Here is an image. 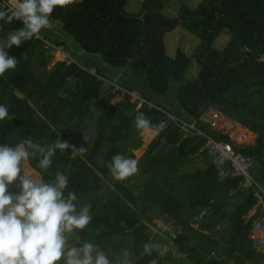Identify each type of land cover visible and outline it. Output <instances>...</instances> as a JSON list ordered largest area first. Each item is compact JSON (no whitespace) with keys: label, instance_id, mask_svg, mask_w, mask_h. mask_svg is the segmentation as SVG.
<instances>
[{"label":"trees","instance_id":"1","mask_svg":"<svg viewBox=\"0 0 264 264\" xmlns=\"http://www.w3.org/2000/svg\"><path fill=\"white\" fill-rule=\"evenodd\" d=\"M127 1L76 0L52 13V22H59L82 52L100 56L111 69L125 70L120 85L98 70L96 75L86 72L91 68L77 62H59L48 69L55 50L45 49L35 37L9 50L18 64L0 78V103L14 118L0 122V143L15 146L32 138L71 145L65 153L57 151L48 174L40 173L35 159L28 162V173L45 180L56 171L69 177V189L78 194L79 202L92 205L94 218L83 238L102 245L114 261L126 249L131 264H264V254L249 238L258 216L246 221L256 204L253 192L241 189L242 179L229 174L227 162L212 163L200 152L203 138L185 136L170 123L171 114L145 95L164 97L176 84V100L189 117L186 122L215 109L255 134V145L238 151L255 158L262 179L264 0H203L195 10L184 5L186 0H176L180 7L174 18L162 13L171 0H141L134 15L124 11ZM22 26L17 20L0 22V41ZM178 27L201 41L192 58L180 50L173 58L166 54L164 37ZM222 34L230 41L219 52L213 44ZM193 60L199 72L186 81ZM71 78L76 86L63 94ZM116 87L127 93L140 91L153 108L131 102ZM139 112L161 130L138 159L144 185L135 192L134 175L116 181L107 164L118 153L136 159L144 146L142 131L134 126ZM198 126L215 139L228 141ZM81 147L72 155V148ZM199 155L204 157V169L181 174L186 161ZM155 221L173 227L176 238L161 233ZM147 243L160 247L148 255ZM163 246L170 252L160 259Z\"/></svg>","mask_w":264,"mask_h":264},{"label":"clouds","instance_id":"2","mask_svg":"<svg viewBox=\"0 0 264 264\" xmlns=\"http://www.w3.org/2000/svg\"><path fill=\"white\" fill-rule=\"evenodd\" d=\"M75 2L7 0V6L0 10V22L17 20L23 26L0 41V78L17 68L18 60L9 50L50 29L54 10ZM13 118L8 106L0 103V122ZM134 126L152 137L161 130L143 112L135 115ZM70 147L60 139L48 143L28 138L15 146L0 143V264H131L128 250L114 261L102 245L83 238L94 218L92 205L79 202L78 194L69 189L65 173L56 171L54 177L45 180L26 171L25 164L35 159L40 173L48 174L57 151L65 153ZM81 150L72 148V155ZM107 167L114 180L125 181L139 171V161L118 153ZM13 185L18 190L13 191ZM159 247L147 243L144 252L151 255Z\"/></svg>","mask_w":264,"mask_h":264},{"label":"rangeland","instance_id":"3","mask_svg":"<svg viewBox=\"0 0 264 264\" xmlns=\"http://www.w3.org/2000/svg\"><path fill=\"white\" fill-rule=\"evenodd\" d=\"M7 2V0H5ZM203 0H186L184 2V5H186L190 10H195L198 5ZM141 0H128L124 11L129 15H134L138 13L141 9ZM179 7L180 4L176 0H171L168 2L166 8L163 10V14L166 17L174 18L179 13ZM41 38L44 40L49 41L51 44L56 45H63L64 47V54L62 55L60 52H55L53 55L52 60L47 65L48 69H51L56 63L59 62H65L66 64H70L71 61L77 62L80 66L83 68H91L93 70H98L106 79H109L113 81L115 84H121L122 79L121 76L124 75L125 70H114L109 67H107L104 62L102 61L101 57L98 55H87L84 52L80 50L78 45L73 41V39L63 32L62 25L59 22H52V27L50 29L42 30V32L39 34ZM230 41V36L228 34H222L213 44V48L219 52L223 51L225 47L228 45ZM165 47H166V54L167 56L173 58L178 50L184 52L188 58H192L198 49V47L201 45V41L191 35L189 32L185 31L181 27L176 28L173 32L165 35L164 37ZM45 49L47 48L44 44ZM69 57L67 59L66 57ZM199 72V67L195 60L192 61L188 71L185 74V80L186 81H192L196 78L197 74ZM124 82V81H123ZM77 81L73 78L69 79L67 84V89L63 94L68 93L76 86ZM108 83H106L105 87H108ZM176 84L172 85V88L164 97H158L152 95V93L148 92V94H145L147 98L151 101V103L159 105L160 107L167 110L171 115L177 117L180 120L183 121H189L188 115L185 113V111L180 107L176 100ZM138 94H140V91H137ZM166 126L163 127L162 130H164ZM239 133L246 134V141L244 144H249L250 142H254L256 140V135L253 133H248L247 131H238ZM159 135V134H158ZM152 137L150 132H141L140 138L143 143V147L141 150L137 153L136 159H140L147 151L148 146L158 137ZM245 146V145H244ZM243 147V146H242ZM205 167V160L202 155L189 158L184 166L181 168L180 173L185 172H195L197 170H202ZM25 169L28 172V169H31L29 166V163L27 162L25 164ZM262 172V168L259 164H255L254 167L250 170V173L254 179L259 180V175ZM36 173V172H35ZM30 174V173H29ZM34 175V174H30ZM36 176V175H34ZM37 176H39L37 174ZM134 182L133 185L134 191L138 192L142 189L144 185V177L141 174V171L139 170L134 175ZM12 190L16 191L18 189L15 188V186H12ZM156 228L159 230L164 224L162 221H155ZM173 230V227H170Z\"/></svg>","mask_w":264,"mask_h":264},{"label":"built area","instance_id":"4","mask_svg":"<svg viewBox=\"0 0 264 264\" xmlns=\"http://www.w3.org/2000/svg\"><path fill=\"white\" fill-rule=\"evenodd\" d=\"M4 5L7 6V2L4 0ZM35 38L41 39L47 48L55 50L64 54L63 45L59 46L51 44L49 41L44 40L40 35ZM69 59V57H66ZM74 62V61H71ZM86 72L96 75L93 69H84ZM101 79V78H99ZM110 85V82H106ZM119 89L122 93H127L123 89ZM130 96L131 102H143L146 103L137 92L127 93ZM149 108H153L151 103H146ZM167 118L173 126L178 127L184 135H189L193 138H203L205 143L201 148L200 152L211 157L212 163L224 161L229 164L228 172L231 176L241 178V189L251 190L256 200V204L249 211L246 221L252 220L258 216V219L254 221L249 238L253 243V247L257 252L264 254V177L259 180L254 179L250 173V170L255 165V158L245 156L238 151V148L244 146L246 141V134L239 133L242 127L237 122L227 118L222 113L215 109H209L203 114L199 120H193L192 122H186L177 119L167 114ZM199 124L208 127L211 131L219 134L220 136L226 137L228 141L217 140L211 135L207 134L199 128ZM163 127L167 125V122L162 123ZM243 131V130H242ZM244 132V131H243ZM201 217H199L200 219ZM163 234H168L171 239L176 238V233L166 225H163L160 229ZM170 252V247L163 246L159 252V258L164 259Z\"/></svg>","mask_w":264,"mask_h":264},{"label":"crops","instance_id":"5","mask_svg":"<svg viewBox=\"0 0 264 264\" xmlns=\"http://www.w3.org/2000/svg\"><path fill=\"white\" fill-rule=\"evenodd\" d=\"M242 127V126H241ZM242 130L243 131H247L248 133H250L248 130H246V129H244L243 127H242ZM186 136V135H185ZM256 138H257V136H256ZM255 142H256V140L254 141V142H250L249 144H245V146H254L255 145ZM244 147V146H243Z\"/></svg>","mask_w":264,"mask_h":264},{"label":"bare ground","instance_id":"6","mask_svg":"<svg viewBox=\"0 0 264 264\" xmlns=\"http://www.w3.org/2000/svg\"><path fill=\"white\" fill-rule=\"evenodd\" d=\"M247 134V133H246Z\"/></svg>","mask_w":264,"mask_h":264}]
</instances>
